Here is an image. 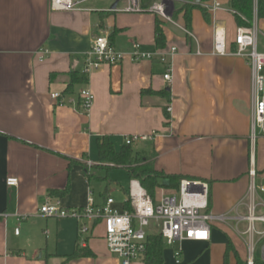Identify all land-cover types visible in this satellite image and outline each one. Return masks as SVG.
<instances>
[{
    "label": "crops",
    "instance_id": "0c3cea01",
    "mask_svg": "<svg viewBox=\"0 0 264 264\" xmlns=\"http://www.w3.org/2000/svg\"><path fill=\"white\" fill-rule=\"evenodd\" d=\"M78 1H83L79 5L83 10L66 12L51 10L49 0H0V264H121L108 252L100 224L87 238L86 249L92 255L67 259L78 246L77 222L43 217L38 209L55 199L65 208L83 207L89 192L95 205L113 199L107 173L120 166L99 161V141L108 137L118 151L125 136L151 133L152 140L133 143L138 148L130 146L133 153H152L154 168L180 177L179 181H205L209 211L225 217L212 222L209 240L179 242L192 249L185 261L179 249V264H189L204 251L223 264L229 241L245 261V252H240L227 227L242 222L239 218L247 213L251 155L253 166L262 173L264 136L251 141L249 64L236 55L213 53L216 33L223 35L231 51L240 28L228 0L201 1L202 7L218 3L221 8L204 7L206 15L193 9L189 29L183 11L174 18L172 12L171 22L149 11H124L125 1ZM182 2L175 0L173 11ZM156 20L165 37L163 48L155 44ZM253 23L257 50L264 54V17ZM100 34L119 51L129 53L136 41L145 50L163 51L166 57L133 62L127 56L121 63L92 71L72 94H64L70 73H81L83 56ZM171 47L176 48L173 55ZM40 49L48 51L42 61L37 57ZM168 70L171 77L166 81L163 75ZM83 88L94 94L88 111L82 110L78 97ZM145 90H166L169 102L142 94ZM53 92L61 93L65 103L51 99ZM164 105L170 107L168 116ZM8 177L17 178V185L8 186ZM92 178L104 182L98 195L91 189ZM128 189L121 188L125 195L121 204L113 199L115 209L124 211ZM177 189L158 188L153 201ZM146 233L156 234L159 229ZM164 244L163 264H176L173 244ZM230 258L236 264L232 252L227 264Z\"/></svg>",
    "mask_w": 264,
    "mask_h": 264
},
{
    "label": "built area",
    "instance_id": "2783aa9c",
    "mask_svg": "<svg viewBox=\"0 0 264 264\" xmlns=\"http://www.w3.org/2000/svg\"><path fill=\"white\" fill-rule=\"evenodd\" d=\"M119 1V0H118ZM125 1L123 8L127 12L149 11L163 20L171 21L169 15L173 12L175 0H153L147 8L141 6V0ZM78 0H49V8L53 11L74 12L83 10ZM208 10L220 9L218 3L205 4ZM186 32V30H185ZM186 33L189 34L187 31ZM234 50H228L222 34L216 33L214 38V54L236 55L247 61L251 69L252 78V121L251 141L254 142L257 135L264 136V54L257 50V28L255 23L250 27H240L234 38ZM176 52L171 47L169 54ZM48 51L40 49L38 60L42 61ZM133 62L142 60H164L166 53L160 50L148 51L141 47L140 43L133 41L131 51L125 53L115 49L109 42L108 36L100 34L93 37L90 48L83 56V68L81 72L86 76L101 66L116 65L126 57ZM170 70V69H169ZM169 70L163 75V79L170 80ZM51 99L58 105L65 103L63 95L58 92L50 94ZM83 111H88L94 101V94L88 88H83L78 94ZM170 111V107H167ZM154 133L148 135H128L124 137L125 145H132L136 141L152 140ZM249 186L246 200L247 213L239 219L247 222L246 231L243 233L249 237L250 244L247 247L245 264H254L255 245L254 235L257 233L255 225L261 223L264 227V200L259 193H264V171L257 172L253 166L251 155V167L248 172ZM15 177H8V186L17 185ZM176 194H167L154 202L142 188L137 180H131L128 189V199L131 211H119L113 207L114 200L107 197L102 205H95L92 193L89 192L87 203L83 207L65 208L58 199L46 201L38 209V214L47 218H71L77 222V245L86 247L87 238L91 234L93 226L100 224L103 228V239L108 252L119 258L121 264H132L142 259L146 250V228L153 221L159 224V233L167 245L175 241L193 240L207 241L210 237L212 222L224 220V216H214L208 209L209 186L202 180L181 179ZM18 233V231H16ZM264 235V229L261 233ZM261 239V238H260ZM259 239V240H260ZM264 261V246L261 249ZM180 250L174 253L175 263H180Z\"/></svg>",
    "mask_w": 264,
    "mask_h": 264
},
{
    "label": "trees",
    "instance_id": "16d2710c",
    "mask_svg": "<svg viewBox=\"0 0 264 264\" xmlns=\"http://www.w3.org/2000/svg\"><path fill=\"white\" fill-rule=\"evenodd\" d=\"M179 3L178 10L173 11L172 17L174 18L177 11H183V17L185 21V28H190L191 12L193 9H199L206 15V10L202 5L195 4L193 0H183ZM204 1V0H202ZM153 0H141V6L147 8ZM228 6L233 12L235 23L238 27H250L255 20H260L264 17V0H228ZM155 44L157 48H163L165 45V37L160 27V22L156 20L155 23ZM234 50V47L231 48ZM87 81L85 74L78 72L70 73L69 83L64 90V94H72L74 86L82 84ZM142 94H154L169 102V94L166 90L153 92L151 90L142 91ZM163 112L168 116L167 105L163 106ZM131 145H123L120 150H115L112 142L108 137H103L98 143V158L103 164H113L114 166H120L126 170L129 179L137 180L142 188L145 189L147 194L154 200L156 190L158 188H178L180 177L170 176L164 174L162 171H158L154 168L153 154L152 153H133ZM167 181V184H163V181ZM66 189H63L60 194H64ZM123 209L131 211L129 199H126L123 204ZM163 248L164 242L160 233L148 234L146 236V250L142 256L143 264H163ZM229 252H232L236 259V264H245L242 261L236 250L233 248L231 242L226 243L224 262L227 264V257ZM92 253L84 248L77 246L75 251L67 256V259H75L83 256H90ZM254 264H264L261 259H254Z\"/></svg>",
    "mask_w": 264,
    "mask_h": 264
},
{
    "label": "rangeland",
    "instance_id": "374dc122",
    "mask_svg": "<svg viewBox=\"0 0 264 264\" xmlns=\"http://www.w3.org/2000/svg\"><path fill=\"white\" fill-rule=\"evenodd\" d=\"M137 146H140L139 144H136ZM135 144L132 145V148H138ZM95 173L103 175L105 172L103 170H94ZM109 179L112 182L113 191L110 192L113 199L116 201L117 204H121L124 201L125 195L121 191V188L125 191H127L129 187V177L124 169L120 167H112L108 171ZM91 183V189L94 192L95 195H98L99 193L103 192L104 182L97 181L95 179L90 180ZM264 183V181H263ZM176 194V197L178 198V192L174 191ZM259 197L264 200V193H259ZM102 227V226H101ZM232 237H234V241L240 249L241 253L246 254L247 247L250 244L249 237L247 235H244L243 233L246 231L247 228V222L242 221L240 223H237L234 227H227ZM257 233L253 237L255 245V257L257 259L262 258V252L261 249L264 246V235H262V231L264 229L263 225L261 223H256L255 225ZM159 229V224L157 223H150L149 227L146 228L147 232H157ZM103 231V228H102ZM261 238V239H260ZM260 239V240H259ZM164 248L166 249L167 246L164 244ZM173 248L175 251H179V249H183L184 255L183 260L185 261V256L188 253H191L192 249L183 246L179 241H175L173 243ZM199 253L195 254L197 256ZM181 257V256H180ZM168 261L171 260L169 256H167ZM189 264H221V261H214L213 257H210V254H205V251L202 254H199L198 257H193ZM229 264H233L232 258L229 259Z\"/></svg>",
    "mask_w": 264,
    "mask_h": 264
},
{
    "label": "water",
    "instance_id": "95a60500",
    "mask_svg": "<svg viewBox=\"0 0 264 264\" xmlns=\"http://www.w3.org/2000/svg\"><path fill=\"white\" fill-rule=\"evenodd\" d=\"M201 1H202V0H194V3H195V4H200ZM116 5H117V2H115V3L111 6V9H115V8H116ZM169 15H171V13H170ZM163 184H167V181H166V180L163 181Z\"/></svg>",
    "mask_w": 264,
    "mask_h": 264
}]
</instances>
